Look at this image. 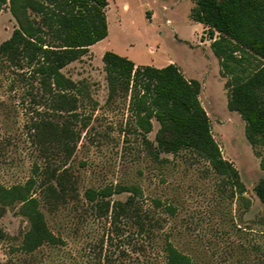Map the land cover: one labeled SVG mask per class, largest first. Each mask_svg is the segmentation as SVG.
I'll return each mask as SVG.
<instances>
[{"label":"rangeland","instance_id":"374dc122","mask_svg":"<svg viewBox=\"0 0 264 264\" xmlns=\"http://www.w3.org/2000/svg\"><path fill=\"white\" fill-rule=\"evenodd\" d=\"M193 6L192 0H107L106 38L61 70L80 91L70 94L75 102L69 112L52 110L33 79L0 64V185L24 184L36 166L40 172L64 173L74 188L71 198L53 203L35 187L48 229L64 244L30 254L18 249L26 219L16 206L0 205V264H166V241L192 264H264V204L254 193L264 179L259 166L264 152L247 142L244 121L226 108L228 77L221 75L210 49L209 32L189 17ZM14 27L6 4L0 10V43ZM105 51L138 66L174 64L185 78L200 83V104L222 157L244 185L243 198L192 152L157 153L158 123L152 119L151 131L140 132L129 97L117 92L109 98L101 61ZM235 58L230 65L242 76L261 66L247 52ZM41 120L68 128L66 147L35 136L32 126ZM115 186L139 189L134 197L139 218L112 211L113 203L126 201L127 192L104 198L108 211L84 197L87 189Z\"/></svg>","mask_w":264,"mask_h":264},{"label":"trees","instance_id":"16d2710c","mask_svg":"<svg viewBox=\"0 0 264 264\" xmlns=\"http://www.w3.org/2000/svg\"><path fill=\"white\" fill-rule=\"evenodd\" d=\"M192 1L194 6L189 17L207 28L212 40L210 49L218 60L221 75L228 77L226 108L244 121L247 142L264 152V0ZM6 4L16 27L10 37L0 43V64L12 74L33 79L41 95L48 97L52 110L72 111L75 99L70 94L80 91L61 70L80 60L89 47L106 38L107 0H0V10ZM237 52L253 55L261 61V66L247 76L237 74L230 65L237 61ZM101 61L109 98L117 92L129 97V112L140 132L148 134L151 131L152 119L158 123L157 153L192 152L215 174L223 176L232 191L243 198L245 188L238 172L222 157L212 136L209 118L199 101L201 86L197 80L185 78L174 64L162 68L135 66L111 51H105ZM32 129L45 144L67 146L64 138L69 137L70 132L63 125L41 120L34 123ZM259 166L264 170V154ZM41 175L44 180H40ZM36 186L47 202L63 203L74 194L67 175L48 168L40 172L36 166L24 184L0 185V205L16 206L19 215L28 223L18 247L26 254L43 246L64 244L47 227L39 208L40 199L35 196ZM123 192L130 195L125 202L112 204L113 213H132L139 218L134 197L140 195V191L136 187L87 189L84 197L108 211L110 205L104 198ZM254 193L264 204V179L256 184ZM152 220L147 217L149 225ZM143 223L141 220L140 225ZM163 252L166 264H192L187 255L168 241Z\"/></svg>","mask_w":264,"mask_h":264},{"label":"crops","instance_id":"0c3cea01","mask_svg":"<svg viewBox=\"0 0 264 264\" xmlns=\"http://www.w3.org/2000/svg\"><path fill=\"white\" fill-rule=\"evenodd\" d=\"M196 23V22H195ZM197 26L200 28V29H203V30H207L206 27H204L202 24H199L197 23ZM93 46L89 47V48H92ZM135 66H138L137 64H135Z\"/></svg>","mask_w":264,"mask_h":264}]
</instances>
